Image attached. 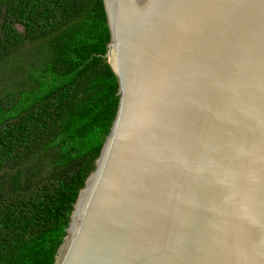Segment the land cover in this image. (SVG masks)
<instances>
[{"label":"water","instance_id":"water-1","mask_svg":"<svg viewBox=\"0 0 264 264\" xmlns=\"http://www.w3.org/2000/svg\"><path fill=\"white\" fill-rule=\"evenodd\" d=\"M118 107L53 264H264V0H103Z\"/></svg>","mask_w":264,"mask_h":264},{"label":"trees","instance_id":"trees-1","mask_svg":"<svg viewBox=\"0 0 264 264\" xmlns=\"http://www.w3.org/2000/svg\"><path fill=\"white\" fill-rule=\"evenodd\" d=\"M103 0H0V264H53L110 130Z\"/></svg>","mask_w":264,"mask_h":264}]
</instances>
